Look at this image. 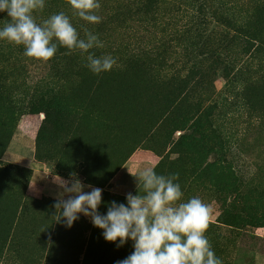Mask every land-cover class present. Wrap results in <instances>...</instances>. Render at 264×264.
<instances>
[{"label":"rangeland","instance_id":"rangeland-1","mask_svg":"<svg viewBox=\"0 0 264 264\" xmlns=\"http://www.w3.org/2000/svg\"><path fill=\"white\" fill-rule=\"evenodd\" d=\"M210 2L193 28L179 0H99L95 24L69 0H45L37 24L63 12L79 38L91 32L103 47L81 53L54 38L57 52L43 61L0 40V264H96L117 253L83 213L71 228L56 221L55 204L60 181L74 178L84 191L103 189V214L126 203L139 171L123 166L137 150L154 155L158 174H178L180 202L199 196L209 206L205 235L222 264H264V46L246 50L219 11L250 18L264 37V0ZM154 13L161 20L147 19ZM9 22L0 13V28ZM89 54L116 64L94 74ZM126 74L149 83L145 112L129 124L95 98Z\"/></svg>","mask_w":264,"mask_h":264},{"label":"clouds","instance_id":"clouds-1","mask_svg":"<svg viewBox=\"0 0 264 264\" xmlns=\"http://www.w3.org/2000/svg\"><path fill=\"white\" fill-rule=\"evenodd\" d=\"M69 4L84 21L100 22L101 17L95 12L101 6L99 0H69ZM44 7L45 0H0V13L6 12L10 17V22L0 28V40L23 45L24 56L43 61L57 52L54 38L60 46L79 49L81 53L103 47L98 36L91 32L86 31V38H79L63 12L37 24L33 12ZM115 64L110 55L89 54L86 66L99 75L111 71ZM133 175L138 181V194L128 193L126 203L110 202L106 214L99 210L103 189L92 187L91 191H84L85 185L78 178L61 180L63 192L55 204L56 221L71 228L83 213L93 226L103 230L104 239L115 242L117 248L131 240L134 251L116 264H222L205 235L209 206L199 196L180 202L184 193L177 182L178 174L166 176L146 167Z\"/></svg>","mask_w":264,"mask_h":264},{"label":"trees","instance_id":"trees-1","mask_svg":"<svg viewBox=\"0 0 264 264\" xmlns=\"http://www.w3.org/2000/svg\"><path fill=\"white\" fill-rule=\"evenodd\" d=\"M154 1V0H149ZM182 6L187 7L186 11L191 12L190 24L197 26L202 24L206 18L207 9H211L214 5L210 0H179ZM181 6V7H182ZM220 15L229 25L233 27L239 40L242 42L246 50L258 53L263 50L264 37L256 27L254 21L250 18L233 17L229 13V9L225 6L219 7ZM138 12H142V7L138 6ZM156 13V12H155ZM148 14L149 21L158 22L161 20L159 14ZM218 13V10H214ZM192 28V29H193ZM184 28L179 31H183ZM177 30L176 33H179ZM188 31V30H187ZM153 50V48H148ZM204 78V77H203ZM149 83L144 76L139 74H126L117 80H107L99 88L95 98L109 111L117 114L127 124L133 121L140 120L145 112L142 95L146 93ZM2 201L0 198V205ZM234 224L242 221V218L237 215L232 216ZM132 241L129 240L126 245L120 247L117 253L110 255L108 259L99 260L96 264H116V261L126 258L134 249Z\"/></svg>","mask_w":264,"mask_h":264},{"label":"crops","instance_id":"crops-1","mask_svg":"<svg viewBox=\"0 0 264 264\" xmlns=\"http://www.w3.org/2000/svg\"><path fill=\"white\" fill-rule=\"evenodd\" d=\"M154 162L155 157L150 151L137 150L129 162L123 166V171H141L146 167H152Z\"/></svg>","mask_w":264,"mask_h":264}]
</instances>
